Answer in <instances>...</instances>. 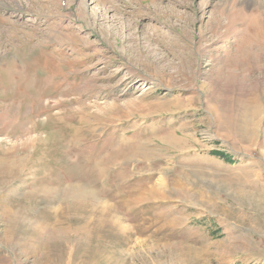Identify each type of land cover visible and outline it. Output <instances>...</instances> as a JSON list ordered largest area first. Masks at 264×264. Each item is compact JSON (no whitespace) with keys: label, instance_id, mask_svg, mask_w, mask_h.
Segmentation results:
<instances>
[{"label":"rangeland","instance_id":"374dc122","mask_svg":"<svg viewBox=\"0 0 264 264\" xmlns=\"http://www.w3.org/2000/svg\"><path fill=\"white\" fill-rule=\"evenodd\" d=\"M0 264H264V0H0Z\"/></svg>","mask_w":264,"mask_h":264},{"label":"trees","instance_id":"16d2710c","mask_svg":"<svg viewBox=\"0 0 264 264\" xmlns=\"http://www.w3.org/2000/svg\"><path fill=\"white\" fill-rule=\"evenodd\" d=\"M214 153L219 154V153H217V152H214ZM221 156H222V157L224 156V157H226V158L228 157V156H225V155H221Z\"/></svg>","mask_w":264,"mask_h":264},{"label":"bare ground","instance_id":"6f19581e","mask_svg":"<svg viewBox=\"0 0 264 264\" xmlns=\"http://www.w3.org/2000/svg\"><path fill=\"white\" fill-rule=\"evenodd\" d=\"M116 225V224H115ZM118 225V224H117ZM120 226V225H119ZM119 228V227H118Z\"/></svg>","mask_w":264,"mask_h":264}]
</instances>
